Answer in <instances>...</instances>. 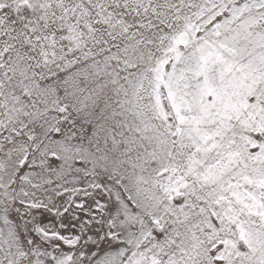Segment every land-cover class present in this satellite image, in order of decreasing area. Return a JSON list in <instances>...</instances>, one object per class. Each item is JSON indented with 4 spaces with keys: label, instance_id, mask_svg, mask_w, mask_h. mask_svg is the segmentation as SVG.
Returning <instances> with one entry per match:
<instances>
[{
    "label": "snow or ice",
    "instance_id": "6c2138e0",
    "mask_svg": "<svg viewBox=\"0 0 264 264\" xmlns=\"http://www.w3.org/2000/svg\"><path fill=\"white\" fill-rule=\"evenodd\" d=\"M0 264H264V0H0Z\"/></svg>",
    "mask_w": 264,
    "mask_h": 264
}]
</instances>
